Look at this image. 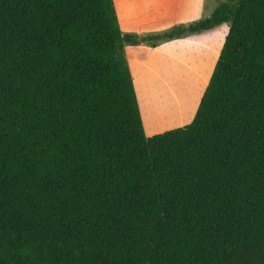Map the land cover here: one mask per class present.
I'll return each instance as SVG.
<instances>
[{"label": "trees", "instance_id": "trees-1", "mask_svg": "<svg viewBox=\"0 0 264 264\" xmlns=\"http://www.w3.org/2000/svg\"><path fill=\"white\" fill-rule=\"evenodd\" d=\"M188 124L143 130L112 0H0V264H264V0Z\"/></svg>", "mask_w": 264, "mask_h": 264}, {"label": "crops", "instance_id": "crops-1", "mask_svg": "<svg viewBox=\"0 0 264 264\" xmlns=\"http://www.w3.org/2000/svg\"><path fill=\"white\" fill-rule=\"evenodd\" d=\"M112 1L121 32L139 39L125 44L123 50L145 135L188 124L208 84L228 24L167 40L142 38L206 18L223 0Z\"/></svg>", "mask_w": 264, "mask_h": 264}]
</instances>
